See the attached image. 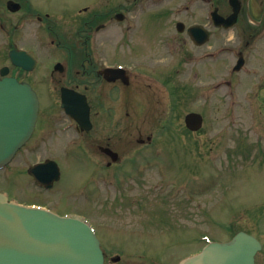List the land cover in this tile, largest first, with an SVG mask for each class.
Listing matches in <instances>:
<instances>
[{
	"label": "rangeland",
	"instance_id": "rangeland-1",
	"mask_svg": "<svg viewBox=\"0 0 264 264\" xmlns=\"http://www.w3.org/2000/svg\"><path fill=\"white\" fill-rule=\"evenodd\" d=\"M108 2L52 0L53 29H64L65 8L83 17L94 12L109 17ZM158 14L156 6L139 9L129 19L138 24L127 32L129 44L106 52L110 60L135 63L150 78L145 94L133 98L129 150L123 151L116 139L124 165H101L88 136L83 139L72 128L61 131L69 119L52 99L42 102L41 117L59 123L46 130L40 118V131L0 171V189L11 196L90 221L106 251V264H178L208 240L225 241L239 230L264 241V100L258 97L264 89L257 92L250 76L233 71L237 33H214L206 62L181 63V55L164 47L168 36ZM106 17L107 27L99 33H126V23ZM172 20H165L164 30L171 29ZM153 45L161 48L163 59L155 70L147 68L143 55ZM167 73H172L171 81L163 82ZM190 111L204 116L198 132L185 125ZM115 120L119 138L127 119ZM140 136L152 140L142 146ZM46 156L57 158L62 169L61 179L49 190L36 186L27 173ZM116 255L121 258L114 262ZM257 264H264V251Z\"/></svg>",
	"mask_w": 264,
	"mask_h": 264
},
{
	"label": "flooded vegetation",
	"instance_id": "flooded-vegetation-1",
	"mask_svg": "<svg viewBox=\"0 0 264 264\" xmlns=\"http://www.w3.org/2000/svg\"><path fill=\"white\" fill-rule=\"evenodd\" d=\"M51 1L0 0V76L1 70L7 67L6 75L29 82L38 94L40 108L43 101L52 99L61 107L64 91L72 98L75 94L85 95L90 106L92 128L84 130L74 119L66 116L70 126L64 123L61 131L72 128L83 135V139L88 136V142L96 150V160L107 168L124 165L121 150L116 148V139L122 142L123 151L129 150L133 98L145 94L146 87L150 85L146 72L133 71L139 69L135 63L110 60L106 56L110 47L129 44L130 33L127 32L132 27L129 19L139 9L144 12L156 6L162 32L168 36L164 47L169 54L181 55V63L206 62L212 53L214 33H237L235 52L237 59L242 60L238 72L243 73V78L250 76L253 79L257 92L264 89V0H108L112 12L105 17L113 23H126V28H129L126 33H99L97 27L105 24L100 22L101 14L94 12L83 17L67 8L62 15L64 29L57 31L53 29L48 8ZM213 13L224 18L221 25L215 24ZM118 14H122V20H117ZM169 17H173L169 25L171 29L164 30L165 20ZM230 21L233 24L226 27ZM37 23L40 30H36ZM160 49L153 45L152 52H143L149 65L147 68H160L158 64L163 60L158 56ZM11 50H24L26 55L36 59L35 64L30 69L14 64L10 58ZM152 54L155 55L153 59L150 57ZM17 60L22 62L21 58ZM26 65H29L28 61ZM109 68H121L123 71L116 76L118 78L110 80L116 73H111ZM147 68L143 67V70ZM171 75L167 73L163 82L171 81ZM261 96L264 100V93L258 92V97ZM119 116L127 121L120 129L123 135L117 138L115 118ZM40 118L46 124L43 128L46 130L52 123H59V120L53 121L49 116L44 118L39 114L30 141L42 127L38 125ZM121 124L120 120L118 126ZM146 140L150 142L152 137L148 136ZM146 140L140 136L137 142L143 146L148 143ZM108 148L118 153L117 158ZM47 158L50 157L36 162Z\"/></svg>",
	"mask_w": 264,
	"mask_h": 264
},
{
	"label": "water",
	"instance_id": "water-1",
	"mask_svg": "<svg viewBox=\"0 0 264 264\" xmlns=\"http://www.w3.org/2000/svg\"><path fill=\"white\" fill-rule=\"evenodd\" d=\"M19 57L22 62L17 61ZM11 58L18 64L25 59L16 50L11 51ZM63 107L84 128H91L85 97L77 100L65 95ZM38 111L39 100L30 84L14 77L0 78V168L31 137ZM185 122L189 129L199 130L203 116L190 112ZM29 172L37 182L48 186L60 177L59 166L53 160L36 164ZM261 247L256 237L241 231L229 241L209 243L201 253L181 264H254ZM103 263L100 241L88 223L40 207L20 205L0 193V264Z\"/></svg>",
	"mask_w": 264,
	"mask_h": 264
}]
</instances>
